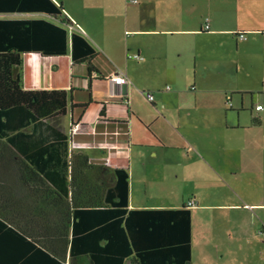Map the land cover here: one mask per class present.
Here are the masks:
<instances>
[{"label":"crops","instance_id":"0c3cea01","mask_svg":"<svg viewBox=\"0 0 264 264\" xmlns=\"http://www.w3.org/2000/svg\"><path fill=\"white\" fill-rule=\"evenodd\" d=\"M54 1L97 53L75 62L70 47L27 52L20 71L26 90L69 93L57 123L69 150L125 168L130 208L194 201L191 264L195 247L203 263L264 264V202L233 201L264 188V0ZM118 72L126 82L111 79ZM201 193L228 202H201ZM193 206L197 216L226 210L227 227L200 219L196 233Z\"/></svg>","mask_w":264,"mask_h":264},{"label":"trees","instance_id":"16d2710c","mask_svg":"<svg viewBox=\"0 0 264 264\" xmlns=\"http://www.w3.org/2000/svg\"><path fill=\"white\" fill-rule=\"evenodd\" d=\"M13 13L43 15L0 17V264H191L189 206L130 208L125 168L69 150V93L23 88L21 54L96 49L54 0H0Z\"/></svg>","mask_w":264,"mask_h":264},{"label":"rangeland","instance_id":"374dc122","mask_svg":"<svg viewBox=\"0 0 264 264\" xmlns=\"http://www.w3.org/2000/svg\"><path fill=\"white\" fill-rule=\"evenodd\" d=\"M132 2H136V0H132ZM260 97L263 98V96H260ZM255 102H256V100H255ZM261 102H264V98H263V101H261ZM262 136L264 137V126H263V130H262ZM245 180L246 181H250V182H255L256 179H245ZM258 180L260 182L261 178L258 177ZM251 188H247V190H245V191L240 190V192H241L240 196L241 197L240 196L239 197H233L234 198L233 201H236L238 203H243V202H248V203L258 202V203H260V202H264V188L258 189V192L257 191H255V192L254 191H248ZM199 196L201 197V202H216V203L228 202V200L226 198H224L223 194L222 195H218L216 199H214L215 197H212V195H208V194H202L201 193V194H199ZM193 207H195L193 211L195 213V216H194V218H195V221H194L195 227L194 228H195V232L196 233H197V230H198V227H199V224H200V219H202V220H207V219L211 220L212 218H215V220H217V221H222V223H220V226H218V228H220V229H222L224 231V228L227 227V223L225 221L230 216H228L229 214L227 213L226 210H222L225 213H227V214H223L224 212H222V211H218V210L216 211V210H212V209H205V210L201 211V212L204 213L203 215L197 216L198 210H197L196 206H193ZM245 211L246 212L247 211H251V214L253 213V215H254V213H256L257 215L262 214L260 210H252V209L250 210L249 209V210H245ZM221 212H222V214H221ZM235 216H237L238 219L243 217L242 215H239L237 213L234 216H232V218H234ZM202 230H201V232H202ZM193 264H209V263H203L202 258L197 255L196 247L194 249Z\"/></svg>","mask_w":264,"mask_h":264},{"label":"built area","instance_id":"2783aa9c","mask_svg":"<svg viewBox=\"0 0 264 264\" xmlns=\"http://www.w3.org/2000/svg\"><path fill=\"white\" fill-rule=\"evenodd\" d=\"M205 27L208 28V25L206 24ZM237 36H238L239 39H246V35L243 32L238 33ZM129 57L140 58L138 55H132V54H130ZM111 79L114 80V81H118L120 83H124V82L127 81V77L123 73H119V72L112 74ZM146 97H147V99L149 101L153 100L152 93H147ZM226 99H227L226 100L227 105L228 106H232L231 96L227 95ZM255 109L256 110H261L262 109V105H256ZM187 205L188 206L194 205V201L190 200Z\"/></svg>","mask_w":264,"mask_h":264}]
</instances>
